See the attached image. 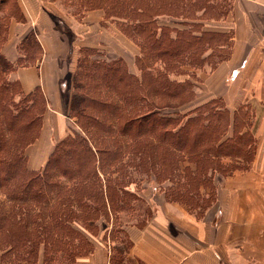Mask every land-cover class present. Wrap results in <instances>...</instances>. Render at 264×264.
<instances>
[{
  "label": "trees",
  "instance_id": "trees-1",
  "mask_svg": "<svg viewBox=\"0 0 264 264\" xmlns=\"http://www.w3.org/2000/svg\"><path fill=\"white\" fill-rule=\"evenodd\" d=\"M101 3L109 17L122 20L120 28L137 41L143 56L171 59L190 50L195 56L203 51L202 43L210 44L214 37L211 34L213 37L206 39L204 32L186 30L167 38L156 25L165 14L191 19L193 7L207 11L210 0ZM89 61L82 59L85 80L80 78L81 84L73 91L72 111L80 131L74 128L73 134L60 140L41 169H31L27 148L41 132L46 99L39 89L24 94L18 82L7 78L11 70L28 61L21 57L14 65L0 56V195L7 198H0L1 264L7 260V264H34L41 245L43 264H53L57 257L63 261L89 253L80 243L84 237L71 224L79 221L91 227L101 216L109 220L108 208L122 210L131 206L132 199H139L127 188L130 165L157 179L171 180L179 165L168 170L161 166L166 160L175 164L177 153L187 154L195 167L183 169V182H174L172 200L201 207L205 202L198 200L201 188L216 191L214 172L230 175L247 167L253 157L252 146L247 149L241 143L249 139L223 138L227 131L222 130L223 113L212 107L205 114L189 116L184 124L162 114V110L188 100L189 83L177 84L162 72L152 74L148 71L152 66L146 67L145 60L140 61V78L120 60ZM14 90L22 95L18 102L8 98ZM224 156L241 157L246 163L225 166L219 160ZM101 174L107 175L106 179Z\"/></svg>",
  "mask_w": 264,
  "mask_h": 264
},
{
  "label": "crops",
  "instance_id": "crops-1",
  "mask_svg": "<svg viewBox=\"0 0 264 264\" xmlns=\"http://www.w3.org/2000/svg\"><path fill=\"white\" fill-rule=\"evenodd\" d=\"M231 2L222 20L206 23L228 32L231 48L227 59L206 74L204 88L229 109L254 111L253 157L247 167L219 179L215 175V200L201 217L181 202L161 198V208L143 227L125 230L129 244L121 252L109 240L74 263L56 264H264V0ZM49 11L44 0H0V56L14 65L21 57L28 61L7 78L24 94L39 89L46 99L41 132L27 148L31 169H41L69 134L59 108L73 47Z\"/></svg>",
  "mask_w": 264,
  "mask_h": 264
},
{
  "label": "rangeland",
  "instance_id": "rangeland-1",
  "mask_svg": "<svg viewBox=\"0 0 264 264\" xmlns=\"http://www.w3.org/2000/svg\"><path fill=\"white\" fill-rule=\"evenodd\" d=\"M44 2L50 10L49 12L54 19L56 28L59 29L73 47L72 56H69L65 61L66 68L70 67L71 69L61 82L63 101L59 108L61 110L60 113L66 119L65 126L68 125L67 132L73 134L72 130L74 128L75 131H80L77 117H74L72 111V106L74 103L73 91L75 86L85 80L82 74L83 68L81 71V61L83 58L88 59V63L90 62L89 58L90 60L102 58L109 63L120 60L131 74L139 78L143 74L140 61L145 60L147 61L146 67L152 66V69H146L152 74L162 72L167 78L175 81L177 84L183 82L189 83L187 84V91L190 90L191 94L188 100L177 105L178 107H168L162 110L161 112L164 116L182 120V124H184L189 116L198 113L205 114L206 110L212 107L218 114L223 113L221 121L222 130L227 129L223 138H231L234 135V137L249 139L247 142L246 140H242L241 143L247 149L251 145V152H253V140L250 128L252 124L250 121L252 120L254 111L252 109H245L244 107H237L234 110L229 109L221 98H212L213 94L206 93L204 88L206 74L214 69L218 63L227 59L231 48L229 33L207 27L206 23H215L222 20L230 10L231 0H210L211 6L207 11L199 8H195L196 10H194L193 7V11L195 12L191 19L167 14L159 16V21L156 25L162 28V32L165 33L167 38H175L179 31L186 30L196 32V34L204 32L203 37L206 39L214 35L210 40V44L202 43L203 51L196 53L195 56L189 54L190 50L171 59L143 56L141 47L137 41L124 33L120 28L122 20L109 17L104 8H100L102 6L101 0H44ZM103 7L105 6L103 5ZM80 78L81 82L79 81ZM15 90L12 91V94L11 92L8 93V98L9 100L14 98L18 102L22 98V95L16 94ZM203 101L205 102L201 103ZM206 104L207 106H204ZM53 137L51 136V139L54 140L55 137ZM219 160L225 166L230 164L231 167L237 165L238 162H241V164L246 163L241 157L237 156H224L220 157ZM174 161L175 164L170 160H166L165 164L161 166L168 170L173 169L176 163L179 165L174 170L177 174L172 176L171 180H165L164 178L157 179L154 174L136 170L133 165H130V184L127 188L135 192L139 199H132L130 201L131 206L126 205L122 210L114 211L108 208L107 218L109 220L101 216L91 227H87L79 221L74 222L73 225L71 224L90 243V246L87 245L86 240L82 237L83 239L80 241L81 245L86 246L87 250L91 251L96 243L100 242L104 244L111 240L120 252L124 250L127 244H129L125 230L129 226L143 227L161 208V198L172 200L173 197L171 195L173 192L172 188L175 186L174 182H183V169L187 166L195 167L194 163L189 162L188 155L184 153H177ZM215 175L217 179L224 177L219 171L214 172L213 182L215 181ZM101 176L103 179L107 177V175L103 174ZM111 176L114 177L115 174ZM200 192L202 195L198 197V200H201L199 202L201 203L202 200H205L201 207H198L197 204L189 207L185 205L189 212L198 218L212 205L213 202L209 199L215 198L216 191L213 188L206 189V187H202ZM0 198L3 200L7 199L1 195ZM109 230L110 232H108ZM42 249L43 245L40 246L38 259L41 258L43 260ZM117 255L120 256L119 253ZM76 258L66 259L63 262L74 263ZM57 259L53 264L62 261L58 257ZM5 262L8 263V260Z\"/></svg>",
  "mask_w": 264,
  "mask_h": 264
}]
</instances>
